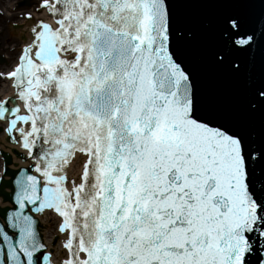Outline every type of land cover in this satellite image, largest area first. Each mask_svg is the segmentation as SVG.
Wrapping results in <instances>:
<instances>
[{
	"label": "snow or ice",
	"instance_id": "obj_1",
	"mask_svg": "<svg viewBox=\"0 0 264 264\" xmlns=\"http://www.w3.org/2000/svg\"><path fill=\"white\" fill-rule=\"evenodd\" d=\"M209 4L225 7L207 60L241 81L258 133L202 94L176 0H39L54 22L23 14L0 132L32 163L0 172V264H52L33 215L46 210L66 234L61 264H264V61L258 74L242 61L264 46V0L258 25L240 10L251 0H183Z\"/></svg>",
	"mask_w": 264,
	"mask_h": 264
},
{
	"label": "water",
	"instance_id": "obj_2",
	"mask_svg": "<svg viewBox=\"0 0 264 264\" xmlns=\"http://www.w3.org/2000/svg\"><path fill=\"white\" fill-rule=\"evenodd\" d=\"M176 2L178 5L176 11L183 22L182 27L191 29L194 33V38L189 42L185 51L199 74L202 94L212 103L237 118L249 133H258L261 125V116L259 112H250L240 102L241 81L228 73L214 68L207 60V50L218 40V33L215 28L216 18L219 12L224 10L223 7H225V5L209 4L196 8H188L183 6V0H176ZM240 10L248 16L250 22L258 25L260 12L259 0H251V6ZM242 61L244 65L252 68L253 71L258 74L261 70L262 61H264V46L257 45L254 51L242 54ZM11 151L16 157L11 155ZM0 153L4 159V166L7 165L8 169V176L6 179H13V173L18 171L21 167L20 165H23L22 161L25 162L27 159L24 158L19 150L12 149V146L7 145V143L5 152L1 151ZM5 153H7V155ZM17 166L20 167L12 169ZM7 189L11 191L12 185H5V190L7 191ZM9 204L10 199L6 197L3 192H0V222H3L4 219L3 209L5 207L3 206L7 207ZM42 225L45 230L46 223H42ZM37 229L40 234L39 221ZM6 230L10 234L13 231L10 228ZM40 238L42 240L41 234ZM54 239L53 236V240ZM0 243H2V241H0ZM46 262L47 261L42 260V264Z\"/></svg>",
	"mask_w": 264,
	"mask_h": 264
},
{
	"label": "flooded vegetation",
	"instance_id": "obj_3",
	"mask_svg": "<svg viewBox=\"0 0 264 264\" xmlns=\"http://www.w3.org/2000/svg\"><path fill=\"white\" fill-rule=\"evenodd\" d=\"M19 3L17 0H0V72H2V68L7 69L10 67L20 48V43L15 35V21L16 19L25 21L23 14L27 13V9H19ZM2 8H12L16 11L14 10L10 16H5L1 12ZM22 29L25 31L24 27Z\"/></svg>",
	"mask_w": 264,
	"mask_h": 264
},
{
	"label": "bare ground",
	"instance_id": "obj_4",
	"mask_svg": "<svg viewBox=\"0 0 264 264\" xmlns=\"http://www.w3.org/2000/svg\"><path fill=\"white\" fill-rule=\"evenodd\" d=\"M23 24L22 25H26V22L24 21H21ZM17 31L22 34L24 32V29H17ZM0 147L1 149L5 152V148H6V137L5 135L0 132ZM85 159L84 156H78L77 155V158L75 160V162L72 164V166L68 169V175H69V181H71L72 179H76L77 182H79V173L81 172L82 170V164H83V160ZM1 165L2 163L0 162V169H1ZM70 188H71V182H69V185H68ZM53 216L49 214V212H45V214L41 217L42 220V223H46V227H45V232H47V229H50L51 228V219L49 218H52ZM53 240V237L50 241ZM49 241V242H50ZM58 246L59 244H55V247L54 249L55 250H58Z\"/></svg>",
	"mask_w": 264,
	"mask_h": 264
}]
</instances>
